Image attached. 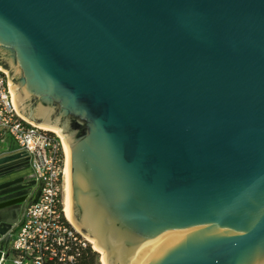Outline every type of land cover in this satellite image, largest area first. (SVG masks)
Wrapping results in <instances>:
<instances>
[{
    "label": "water",
    "instance_id": "water-1",
    "mask_svg": "<svg viewBox=\"0 0 264 264\" xmlns=\"http://www.w3.org/2000/svg\"><path fill=\"white\" fill-rule=\"evenodd\" d=\"M0 66L108 264H264V0H0ZM26 159L0 155V259Z\"/></svg>",
    "mask_w": 264,
    "mask_h": 264
},
{
    "label": "built area",
    "instance_id": "built-area-1",
    "mask_svg": "<svg viewBox=\"0 0 264 264\" xmlns=\"http://www.w3.org/2000/svg\"><path fill=\"white\" fill-rule=\"evenodd\" d=\"M10 85L7 71L0 68V143L15 144L7 153L25 152L31 175L43 185L37 201L32 194L25 203L18 230L0 264L10 256L14 264H80L90 242L65 214L61 137L18 112Z\"/></svg>",
    "mask_w": 264,
    "mask_h": 264
},
{
    "label": "trees",
    "instance_id": "trees-1",
    "mask_svg": "<svg viewBox=\"0 0 264 264\" xmlns=\"http://www.w3.org/2000/svg\"><path fill=\"white\" fill-rule=\"evenodd\" d=\"M99 257V252L93 250L91 244H89L82 252L80 264H102Z\"/></svg>",
    "mask_w": 264,
    "mask_h": 264
},
{
    "label": "bare ground",
    "instance_id": "bare-ground-1",
    "mask_svg": "<svg viewBox=\"0 0 264 264\" xmlns=\"http://www.w3.org/2000/svg\"><path fill=\"white\" fill-rule=\"evenodd\" d=\"M0 68H1V66H0ZM31 122H32V121H31ZM44 128L49 129V130H52V131H54V132L57 133V130H55V129H53V128H49V127H44ZM57 134H58V135L61 137V139H62V136H61L59 133H57ZM65 167H66V166H65ZM65 207H66V205H65ZM64 210H65V208H64ZM65 214H66V213H65ZM86 237H87V236H86ZM87 239H88L89 242L92 244L94 250H96L97 252L100 253V261H101V263H102V264H108L107 261H106V259H105V253H104V251L101 250L100 248L96 247V246L94 245V241H93L91 238L87 237Z\"/></svg>",
    "mask_w": 264,
    "mask_h": 264
},
{
    "label": "flooded vegetation",
    "instance_id": "flooded-vegetation-1",
    "mask_svg": "<svg viewBox=\"0 0 264 264\" xmlns=\"http://www.w3.org/2000/svg\"><path fill=\"white\" fill-rule=\"evenodd\" d=\"M24 162H27L25 168H23V170H27L29 168V162H28V159H26ZM29 197L26 199V201L22 204V208H21V212L19 214V217H18V221L16 223V225L13 227L12 231H11V240L13 239L15 233L17 232L18 230V227H19V224H20V221H21V216H22V212H23V209H24V206H25V203L29 200Z\"/></svg>",
    "mask_w": 264,
    "mask_h": 264
},
{
    "label": "crops",
    "instance_id": "crops-1",
    "mask_svg": "<svg viewBox=\"0 0 264 264\" xmlns=\"http://www.w3.org/2000/svg\"><path fill=\"white\" fill-rule=\"evenodd\" d=\"M11 149H12L11 143H10V145L8 144V142H2V143H0V155L6 154Z\"/></svg>",
    "mask_w": 264,
    "mask_h": 264
},
{
    "label": "rangeland",
    "instance_id": "rangeland-1",
    "mask_svg": "<svg viewBox=\"0 0 264 264\" xmlns=\"http://www.w3.org/2000/svg\"><path fill=\"white\" fill-rule=\"evenodd\" d=\"M5 70V69H4ZM8 144L10 145V143L8 142ZM11 145H15V144H13V142H12V144ZM91 244V243H90ZM91 246H92V244H91ZM92 248H93V246H92ZM93 250H94V248H93ZM100 254V253H99ZM100 258V257H99ZM4 264H14L13 263V259H12V257L10 256L9 258H7L6 259V261L4 262Z\"/></svg>",
    "mask_w": 264,
    "mask_h": 264
}]
</instances>
